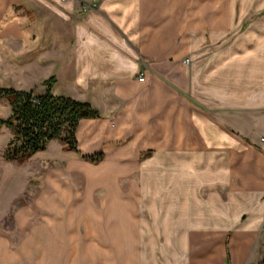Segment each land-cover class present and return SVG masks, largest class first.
I'll return each mask as SVG.
<instances>
[{"label": "crops", "instance_id": "crops-1", "mask_svg": "<svg viewBox=\"0 0 264 264\" xmlns=\"http://www.w3.org/2000/svg\"><path fill=\"white\" fill-rule=\"evenodd\" d=\"M53 75L101 114L66 150L86 185L55 177L73 210L17 212L0 264H264V0H0V88Z\"/></svg>", "mask_w": 264, "mask_h": 264}, {"label": "rangeland", "instance_id": "rangeland-1", "mask_svg": "<svg viewBox=\"0 0 264 264\" xmlns=\"http://www.w3.org/2000/svg\"><path fill=\"white\" fill-rule=\"evenodd\" d=\"M10 114L11 107L9 103L6 99L0 98V119H5ZM12 136L11 129L0 124V233L12 234L20 239L28 228H26V224L20 231L18 230L21 226H19L16 219L17 212L41 211L47 208L73 210L68 205L70 199L67 201L61 199V203L59 199L53 196L54 194L48 193L51 192L50 186L53 187L55 177L62 180H73L74 185L80 186L81 189L86 185L87 179L84 172L80 174L75 170H66L67 164L70 162V159H68L69 154L74 152L66 151L68 149L60 140L48 144L45 151L34 154L24 162L14 161L8 163V160L4 158V150ZM134 175L137 176L138 174ZM97 177L95 176V178ZM135 178L121 174L116 179L108 180L105 178L108 180L105 183L102 180L97 183L93 179L92 201L98 206L101 204L98 208L100 211L121 212L123 206L116 204L114 199L119 195L129 193ZM36 221L31 219L30 223ZM115 228L120 230V224L119 226L116 225ZM117 253L115 254L116 258H122V255L119 256Z\"/></svg>", "mask_w": 264, "mask_h": 264}, {"label": "trees", "instance_id": "trees-1", "mask_svg": "<svg viewBox=\"0 0 264 264\" xmlns=\"http://www.w3.org/2000/svg\"><path fill=\"white\" fill-rule=\"evenodd\" d=\"M56 76L45 80L46 90L37 94L35 90L0 88V98L7 100L11 114L0 119L1 125L11 129L4 158L8 161L24 162L34 154L47 149L55 139L62 141L68 150L78 151L77 130L82 120L100 117V111L91 103L66 95H56L52 88ZM91 162H99L103 153L83 156Z\"/></svg>", "mask_w": 264, "mask_h": 264}, {"label": "built area", "instance_id": "built-area-1", "mask_svg": "<svg viewBox=\"0 0 264 264\" xmlns=\"http://www.w3.org/2000/svg\"><path fill=\"white\" fill-rule=\"evenodd\" d=\"M62 1H66V0H62ZM83 7L86 10L89 6L83 4ZM187 62H188V60H187ZM141 79H142V76H141ZM261 140H262V142H264V136L261 138Z\"/></svg>", "mask_w": 264, "mask_h": 264}]
</instances>
